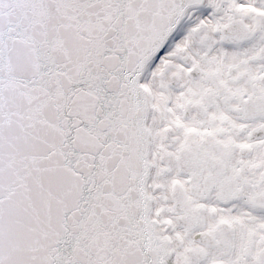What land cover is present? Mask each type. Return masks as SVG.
<instances>
[{"label": "snow or ice", "instance_id": "snow-or-ice-1", "mask_svg": "<svg viewBox=\"0 0 264 264\" xmlns=\"http://www.w3.org/2000/svg\"><path fill=\"white\" fill-rule=\"evenodd\" d=\"M0 264H264V0H0Z\"/></svg>", "mask_w": 264, "mask_h": 264}]
</instances>
